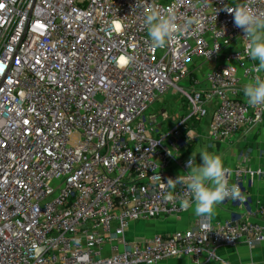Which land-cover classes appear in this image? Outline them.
I'll list each match as a JSON object with an SVG mask.
<instances>
[{"label": "built area", "instance_id": "obj_1", "mask_svg": "<svg viewBox=\"0 0 264 264\" xmlns=\"http://www.w3.org/2000/svg\"><path fill=\"white\" fill-rule=\"evenodd\" d=\"M0 264H159L221 260L217 250L264 243L249 219L126 235L137 222L179 217L165 183L187 176V127L209 120L221 144L264 120L244 85L258 62L245 52L233 10L264 0H0ZM191 20L170 45L151 46L152 8ZM264 78V72L260 73ZM172 89L191 110L159 134L148 109ZM228 167V166H226ZM243 186L261 169L229 167ZM161 185H165L161 187ZM231 200V199H228ZM233 201V200H231ZM253 215L264 218V205ZM208 224L206 228L204 225ZM211 231V232H209Z\"/></svg>", "mask_w": 264, "mask_h": 264}, {"label": "clouds", "instance_id": "obj_2", "mask_svg": "<svg viewBox=\"0 0 264 264\" xmlns=\"http://www.w3.org/2000/svg\"><path fill=\"white\" fill-rule=\"evenodd\" d=\"M229 11L235 13V25L242 28L246 34V54L251 60L258 61V64L251 68L256 75L243 88L246 102L254 109L264 107V78L260 75L264 72V12H257L246 5ZM143 23L147 28L151 46L160 49L178 40L192 21L188 20L184 25H179L174 12L154 7L146 12ZM200 154L203 163L197 164L196 153H193L187 162L190 169L187 176L180 175L177 179H168L165 185L171 191L166 193L165 199L174 201L177 185H183L184 190L179 196L181 207L185 210L193 208L197 217L208 222L215 215L217 205L226 199L243 203L246 196L239 184L230 183L232 170L225 166L219 155L210 154L208 151H201ZM204 226L207 228L208 224L205 223Z\"/></svg>", "mask_w": 264, "mask_h": 264}, {"label": "crops", "instance_id": "obj_3", "mask_svg": "<svg viewBox=\"0 0 264 264\" xmlns=\"http://www.w3.org/2000/svg\"><path fill=\"white\" fill-rule=\"evenodd\" d=\"M215 146H217L215 154L222 158L225 166H244L264 171V120L261 125L253 129H242L231 140ZM243 189L249 195V206L245 207L226 199L222 204L217 205L211 223L249 219L264 225V218L253 215V212L264 205V175L256 178L254 183L247 178ZM203 221L194 214V209L190 208L179 217L153 220L151 226H147L146 222H137L127 232L126 238L132 243H142L156 234H172L182 229H194ZM217 255L221 260L209 264H264V243L256 247H249L246 244L222 247L217 250ZM159 264L193 263L186 257H180Z\"/></svg>", "mask_w": 264, "mask_h": 264}, {"label": "rangeland", "instance_id": "obj_4", "mask_svg": "<svg viewBox=\"0 0 264 264\" xmlns=\"http://www.w3.org/2000/svg\"><path fill=\"white\" fill-rule=\"evenodd\" d=\"M258 62V61H256ZM191 110L188 102L181 93L172 89L167 95L157 100L146 112V117L151 122L154 134H159L173 127L175 120L186 116ZM209 120L198 121L187 127L186 132L192 141L184 146V157H192L196 153V163L202 164L201 151L215 154V146L208 137ZM151 226V221L146 222Z\"/></svg>", "mask_w": 264, "mask_h": 264}, {"label": "snow or ice", "instance_id": "obj_5", "mask_svg": "<svg viewBox=\"0 0 264 264\" xmlns=\"http://www.w3.org/2000/svg\"><path fill=\"white\" fill-rule=\"evenodd\" d=\"M0 7H2V5H0Z\"/></svg>", "mask_w": 264, "mask_h": 264}]
</instances>
